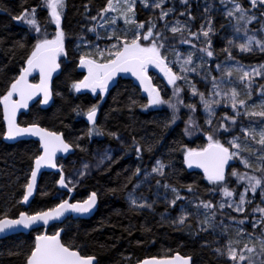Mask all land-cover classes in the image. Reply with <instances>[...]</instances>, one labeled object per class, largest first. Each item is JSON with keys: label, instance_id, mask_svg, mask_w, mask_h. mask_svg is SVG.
Returning a JSON list of instances; mask_svg holds the SVG:
<instances>
[{"label": "trees", "instance_id": "1", "mask_svg": "<svg viewBox=\"0 0 264 264\" xmlns=\"http://www.w3.org/2000/svg\"><path fill=\"white\" fill-rule=\"evenodd\" d=\"M210 1L212 5L207 7V12L192 1H189V5L175 2L166 4L165 7H174L172 20L188 24L192 32H198L201 25H205L211 18L215 29V34L211 36L214 57H206V61L214 70L216 64L222 65L228 58L223 49L229 48L225 36L229 20L224 14V5H221L219 0ZM238 2L250 9V14L263 17L262 9H251L249 0ZM106 4L107 0H67L61 27L66 33L65 48L68 56H62L59 60L60 72L53 84V103L49 108H43L38 103L31 108L28 115L19 119L20 126L35 124L53 132L63 133L65 140L73 144V155L59 162L66 181L70 179L74 182L73 202H82L93 192L98 196L99 206L94 217L89 220L68 219L63 225L51 227L48 233L51 235L62 228V241L75 245L82 255L96 256L98 264H138L148 258H167L175 254L191 256L192 264H230L225 257L217 255L214 251L221 243L217 231H200L199 220L204 218L205 210L201 208L197 214L193 206L200 200H211L213 204L218 205L225 198L218 186L209 183L202 174L189 172L184 162L186 149L199 150L207 146V133L210 131L200 106L190 99V91L184 87L182 95L185 103L196 104L194 131L190 130L189 118L186 116V113L190 112L189 109L181 107V115L171 124L173 110L167 106L159 109L148 107L145 110L147 100L131 81L119 80L104 99L77 93L72 88L73 83L85 77L84 69L78 66L80 55L93 50L94 47L103 50L113 43L104 38L109 34L105 28L99 27L102 21L99 14ZM26 8H37L42 34L52 38L57 31L55 24L50 22L48 10L41 6V0H0V96L6 93L10 82L20 75L36 43V33L22 21L13 19ZM181 12H185V15H180ZM156 15L158 13L152 14L142 7H137V20L145 22V28L148 27L149 18L154 19ZM167 20L172 22L171 19ZM163 24V21H157L158 29L163 28ZM93 27H96V33L89 31ZM131 27L134 29V26ZM115 28L117 32L124 29L122 23H118ZM97 33L100 39H97ZM127 34L131 38L132 33ZM165 35L168 37L166 48L181 45V49H184L187 48L184 46L189 45L181 44L179 37L173 36L167 30ZM202 40L201 37L200 42L193 43L201 47ZM18 42L23 43L24 47H20ZM184 50L188 53L191 51L189 48ZM196 51L194 52L197 54ZM234 56L242 65L252 66L264 62L262 53ZM261 84H264V81L259 82L257 91ZM257 91H253L251 102L259 101ZM94 104L99 105L101 110L97 126L103 135L88 137L86 133L91 127L87 126L83 112ZM78 111L81 114L78 115ZM225 113L231 115L228 110L223 109L218 112L214 121H218ZM166 124L169 126L166 127ZM241 124L248 126L249 121L241 117L233 132L244 139L243 133L239 131ZM215 126L214 122L213 129ZM109 133H115L119 139ZM226 134L233 136L232 132L215 133L224 144ZM4 135L0 104V217L6 214L9 218H17L21 212L35 214L48 211L66 200L69 194L59 187L60 175L44 174L33 203L29 209H24L21 202L25 193L24 185L30 179L35 157L40 155L39 145L32 141L7 144L3 141ZM133 137L141 145H151L152 150H145L138 156L133 147ZM120 140H123L121 146ZM109 147L116 150L115 154L111 160L99 166L95 158L96 152ZM157 160L168 165L164 177L151 172ZM82 163L89 165L88 175L83 178L73 176V170ZM234 166L237 171L243 172L236 164ZM137 168L140 169L139 175L136 174ZM157 180L160 181L159 186ZM235 182V177L227 180L230 190L235 186ZM164 184L170 187L165 191H158L159 188L165 189ZM186 185H192L193 192H188ZM171 187L177 188L180 195L187 198L177 201L174 208L165 199L172 198ZM130 193L143 198L153 207L134 208L129 202ZM182 205L190 214L184 226L174 223L181 215ZM251 207L248 206L246 213L240 217L247 218L248 222L241 225L246 231L250 229ZM232 216L235 215L226 211L218 213L213 224L223 228L231 221ZM38 234H42V230L33 231L28 235L12 236L0 242V264H25L26 256ZM10 251L20 254L10 255Z\"/></svg>", "mask_w": 264, "mask_h": 264}, {"label": "snow or ice", "instance_id": "2", "mask_svg": "<svg viewBox=\"0 0 264 264\" xmlns=\"http://www.w3.org/2000/svg\"><path fill=\"white\" fill-rule=\"evenodd\" d=\"M168 0H107L106 7L100 11V18L103 19L108 13H113L108 17L107 21L101 23L99 27L105 28L109 34L105 39L113 41L110 47L103 50L99 47H94L93 50L83 52L79 58V67L87 69V76L83 80L72 84V88L77 93L83 89L90 90L93 94L99 90L103 94H107L109 84L120 73H131L139 80L144 91L148 94V104L144 106L145 110L151 106H159L167 104L173 110V116L170 123L174 124L178 118V113L181 107H185L190 112L195 113V103H185L182 93L184 87L187 86L192 96L199 97V103L203 105L204 111L207 114L205 123L208 125L209 132L207 133V146L202 149H186L184 162L188 168L203 169L205 178L209 183L218 186V190L222 193L223 199L218 205L213 204L211 200H200L193 204L200 213V209H204L203 219L199 220L201 225L200 231L207 232L215 230L213 221L216 220L218 213H223L225 208L232 209L234 212L243 214L246 212V204L251 201L247 198L251 192L253 197L260 191L264 197V84H261L258 89L260 99L258 102L249 103L253 97V86L255 78L264 77V65L258 67L247 68L239 61H236L234 66L222 67L216 64L215 70L221 73L220 78L211 75L212 68L207 64L205 57L213 58L214 50L212 49L211 36L215 34L212 20L209 18L205 25H201L198 32H192L191 28L186 23H181L179 20L169 22L167 18L173 14L174 7L165 8ZM183 5H189V0H179ZM140 4L144 9L153 11L159 10L155 18H149L147 21L148 27L145 28V22L137 20V4ZM221 5H224V14L230 21L234 20L233 28L236 33L243 32L245 42L234 43L229 40V48L223 49L227 53L228 59L232 57L231 47H236L241 53H252L254 50L264 52V39H257L253 35L248 34V25L252 24L257 16L250 14V9L242 6L238 0H219ZM251 9L257 7L264 9V0H249ZM231 7H228V5ZM41 6L48 10L51 17V23L56 26V33L52 38H48L46 34H42L40 21L37 17V8H26L13 19L22 21L31 30L36 33V43L33 46L30 55L26 59V67H23L20 75L10 82L6 93L0 96V104L3 105L4 119L7 121L6 139L14 140L17 137L31 135L38 136L43 154L35 157L34 170L30 173V180L24 185L25 193L22 197V203L27 204L29 198L33 195L36 188L37 175L42 167L57 168L55 162L58 152L68 153L72 150L73 144L65 141L63 133H56L41 128L38 125L30 127H20L17 123V114L21 109H27L30 101L37 96H42L43 104H48L52 99L51 80L52 75L60 68V57H67L68 51L65 48L66 33L61 27L64 12L67 7V0H41ZM208 11V8H205ZM180 15H185L181 12ZM264 16V11L261 12ZM97 19V17H93ZM194 19V17H189ZM118 20H123L124 25L134 26L133 35L128 36V28L117 32L116 28L108 29L107 25H116ZM157 21H164L163 28L158 29ZM165 30L172 33L173 36L179 37L181 44H190L192 48H197V44L193 41H201L203 38V46L197 50L204 55L198 57L199 63L194 62L195 53L191 52L183 60L178 57L171 63L179 65L178 72L173 71L170 66L167 56L162 54L165 48V42L168 37L165 35ZM89 31L96 33V27L90 28ZM97 33V39H100ZM83 40V37H81ZM147 42V43H144ZM19 43L20 47H24L23 43ZM80 47V45H78ZM149 66L159 68L167 78V82L172 86V98L165 100L160 93V90L152 85L151 78L148 76ZM207 68V71L202 76V79L210 80L211 94L206 97L204 92L197 89L195 83L189 79L188 73L200 74V70ZM39 73V83H30L29 77L34 73ZM184 81V85H180L178 81ZM175 101V102H173ZM135 103V101H133ZM223 103L224 107H229L232 115L225 113L218 121H214L216 116V108ZM99 105L94 104L83 112L87 121L91 124L86 135H103L97 126V114ZM81 114L80 111L77 113ZM249 121L248 126L241 124L239 131L243 133L244 140L235 135L233 129L237 127V121L241 118ZM216 127L213 129V124ZM188 124L195 127V121L189 117ZM258 125V126H257ZM169 126L166 124V127ZM232 132V139L228 141L227 146L220 141L215 135L218 132ZM188 132V129H185ZM119 139L115 133H109ZM79 139V138H78ZM249 141L251 143H249ZM258 147H253L252 145ZM80 147L79 145H75ZM133 147L136 153L141 154L143 151H151V145H141L133 137ZM83 150V149H81ZM247 153L248 155H244ZM249 157H254V161ZM105 158L111 160V155L106 154ZM238 160L249 171H237L235 166L229 170V162ZM103 163V160H101ZM168 165L157 160L156 166L151 172L159 177L166 175L165 168ZM89 165L84 164L79 176L88 175ZM60 177L58 180L62 188L68 189L69 192L74 190V182L65 179L63 169L60 168ZM140 169H136V174L139 175ZM255 173H260L256 175ZM151 173H149L150 175ZM235 177L238 183L245 185L242 192L238 195L235 190H230L227 180ZM157 185L160 181L157 180ZM71 185V186H70ZM139 187V185H137ZM163 187L168 189L170 186L164 184ZM188 192H193L192 185H186ZM173 194L170 200L165 197L167 203L171 207H176L177 201L186 200L187 198L180 195L177 188L171 187ZM129 202L134 208L151 209L153 205L148 203L143 198H137L134 193L129 194ZM189 203H192L189 201ZM97 205V194L93 192L83 202L70 203L64 200L58 206L51 208L48 211H39L35 214L21 212L18 218H9L6 214L0 217V236H6L9 232L16 229H31L33 225L43 224L48 225L50 221L60 220L66 213L88 214ZM254 213H259V217L251 222L253 230L259 228L260 234L245 233L242 228L237 229L238 235H247V243L242 247H234L239 244V241L228 239L226 244L218 246L214 249L217 255L225 257L230 264H264V207H255L252 210ZM189 213L181 206V215L174 221L175 224L184 226L189 219ZM247 218L236 221L239 225L246 224ZM222 224L223 221H220ZM189 228L191 225H187ZM54 227H58L54 225ZM59 231L49 235L38 234L35 236L34 245L28 252L25 264H98L97 257L94 255H82L79 248L75 245L65 243L61 240ZM221 235L227 236V230H222ZM218 243V242H217ZM10 255H19V252L10 251ZM192 257H184L179 254L171 259L167 258H152L145 259L142 264H191Z\"/></svg>", "mask_w": 264, "mask_h": 264}, {"label": "rangeland", "instance_id": "3", "mask_svg": "<svg viewBox=\"0 0 264 264\" xmlns=\"http://www.w3.org/2000/svg\"><path fill=\"white\" fill-rule=\"evenodd\" d=\"M189 1H192V2H195L198 4V6L200 8H206L208 7L209 5H212V2L210 0H189ZM179 3L181 5V3L179 2V0H168V2L166 4H170V3ZM165 4V6H166ZM214 4V3H213ZM137 7H142L139 3L137 4ZM214 7V6H212ZM143 8V7H142ZM166 8V7H165ZM144 9V8H143ZM146 11L150 12V13H159V10H151V9H145ZM262 11H264V9H262ZM111 15H114L113 13H108L103 19L102 21L100 22L101 23H104L107 21L108 17L111 16ZM257 16V19L252 23V24H249L247 27H248V34L249 35H253L255 36L257 39H264V16L263 17H258ZM174 17V12L173 14H171L167 19H171L172 22L176 21V20H172ZM229 20V19H228ZM164 22V21H163ZM118 23H122L123 24V27L124 29L125 28H128V32L132 33L133 35V28L130 27V26H126L124 25L123 23V20H118L117 21V24ZM234 20L233 21H230L229 20V26L226 28V32H225V36L227 38V44H228V41L229 40H233L234 43H242V42H245V37L243 35V32L241 33H236L234 31V28H233V24H234ZM116 25H111V24H108L107 27L111 30L112 28H115ZM132 28V29H131ZM144 43H147V42H144ZM202 44V42H201ZM229 45V44H228ZM184 47H187L189 49H191V52H194L196 51L199 47L197 48H192L191 45H186ZM187 48H184V49H187ZM184 49H181V45H178V46H174V47H171V48H164L162 50V54L166 55L167 56V59H168V62L170 64V66L172 67L173 71L175 72H178L179 70V65L177 64H173L171 63L174 59H176L177 57L181 60H183L184 58H186L188 56V51L184 50ZM230 51L232 52V57L234 59H228L221 65L222 67H229V66H234L236 61H238L236 58H235V54L236 55H242V54H245V53H241L239 51L238 48L236 47H231L230 48ZM197 54L195 53V56H194V62L195 63H199V60L197 59L198 57L204 55L203 53H200L198 50L196 51ZM253 52H256V53H262L264 54V52H260L258 49L257 50H254ZM206 59V57H205ZM208 64V62H207ZM260 65H264V62L263 63H260V64H255V65H252V66H248V65H244L247 68H251V67H258ZM84 71H85V76H87V69L83 68ZM207 71V68L203 69V70H200V74L198 75L197 73H188V76H189V79H191L193 81V83H195L197 89L201 92H204L206 97H210V94H211V82L210 80H206V79H202V76L204 75V73ZM148 74L154 79V76L151 75V73L148 71ZM211 75L213 76H216L217 79L220 78V75L221 73L219 71H216L215 69L212 70L211 72ZM261 81H264V77H257L255 78V83H254V86H253V91H257V88H258V85H259V82ZM178 84L180 85H184V81H178L177 82ZM157 88L160 90V93H161V96L166 100V99H170L172 98V86L168 84L167 82V78H165L162 82L159 83V85L157 86ZM186 89L187 86H185ZM79 93H82V94H90L93 98H96V97H101V99H104L106 97L107 94H103L101 92H96L95 94H93L90 90L88 89H83L81 92ZM258 93V91H257ZM190 99H192L193 101H195L199 106H200V110H201V114L202 116L204 117V119H206V116L207 114L205 113L204 111V108H203V105L199 103V97L198 96H192L191 93H190ZM147 100V103H148V99ZM175 102V101H173ZM255 102V101H254ZM258 102V101H256ZM249 103H253L251 101H249ZM167 104L165 105H159V106H151L149 107L150 109H159L161 107H166ZM168 107V106H167ZM228 110L231 115L233 114L231 109L229 107H224L223 103L216 108V116L218 114L219 111L221 110ZM182 108H180V111L179 113L177 114L178 116L181 115V111ZM184 111V110H183ZM196 113H192V112H187L186 113V116L191 117L193 120L194 117H195ZM216 116L214 119H216ZM178 119V118H177ZM216 121V120H215ZM258 126V125H257ZM216 127V126H215ZM214 127V128H215ZM189 128L190 130L194 131L195 127L193 126H190L189 125ZM195 136V135H194ZM232 139V136L230 134H226L225 136V139H224V142H225V146H227L228 144V141ZM242 141L244 139H241ZM123 143V140H120V146L121 144ZM249 143H251L249 141ZM254 146V145H253ZM255 147V146H254ZM116 150H114L113 148H106V150L104 151H97L96 154H95V158L96 160L98 161L99 163V166H103L106 162H108L109 160L105 158V155L108 154V155H111V157L115 154ZM244 155H248L247 153H244ZM250 160H253L254 161V157H249ZM101 160H103V163H101ZM235 163L236 165L242 170V171H249V173L251 174V170L249 169H244L243 165L238 161V160H235ZM85 163H82V164H79L76 166V168L73 170V176L75 177H80L79 176V173L80 171L82 170L83 166H84ZM237 170V169H236ZM256 175H260V173H255ZM65 177V176H64ZM236 179V178H235ZM70 180V179H69ZM235 186L231 189V190H237L236 193L237 195L243 191L245 185L242 184V183H238L237 181L235 182L234 184ZM165 191L166 189H158V191ZM164 193V192H162ZM165 195V193H164ZM137 198H140V197H137ZM251 203L250 204H246L245 207L246 209L248 208V206H252L251 208V212L252 213V216H251V220H250V229L248 231H246L245 229V233H252L253 231L255 232L256 235H259L260 234V229L257 228L255 230L252 229L251 227V222L255 219H257L259 217V213H254L252 210L259 206V207H264V197L261 196V193L259 190H257V193L255 194V196L253 197L252 193L249 192L248 193V197H247ZM224 211L228 212L229 214H232V215H235V216H232L231 218V221L229 223H226L225 227L223 228H218L214 225L215 227V230L217 231V234L219 236V239L221 243L218 244V246H223L226 244L227 240L228 239H231L233 241H239L240 243L239 244H235L234 243V247H242L244 243H247L248 240H247V235H238L237 234V229L238 228H242L241 225H239L238 223H236V221H239L240 220V217H242L245 213L243 214H240V213H237V212H234L232 209H229V208H225ZM247 211V210H246ZM243 229V228H242ZM222 230H227V233L228 235L227 236H224V235H221V232Z\"/></svg>", "mask_w": 264, "mask_h": 264}, {"label": "water", "instance_id": "4", "mask_svg": "<svg viewBox=\"0 0 264 264\" xmlns=\"http://www.w3.org/2000/svg\"><path fill=\"white\" fill-rule=\"evenodd\" d=\"M11 1H15V0H11ZM148 69L152 73H154L155 75H157V77L159 79L166 78L165 75H164V73L159 68H156L155 66H149ZM59 72H60V68L55 73H53V75H52V80H51L52 99L49 101L48 104H43L42 102H39L42 105V107H44V108H49L52 105V103H53V84H54V81H55L56 77L58 76ZM28 79H29V82L30 83H33L32 81L34 79H37V82L36 83H39V73L38 72H34ZM119 80H128V81H131L133 83V85L136 88L139 89V91L141 92L142 97L145 98V99H148V94L144 91L143 86L140 84L139 80H137L136 77L133 76L131 73H120L119 75H117L116 78L109 84L108 91L112 90L116 86V84H117V82ZM151 82H152V85L155 86L152 78H151ZM97 92H100V91L97 90ZM38 101H42V96L35 97L32 101H30L29 107L27 109H21L20 110V112L17 114V123H19V119L21 118V116L28 115L29 114L31 108L33 106H35L36 104H38ZM1 110H2V114H3V124H4V129H5V135H4L3 141L5 143H7V144H16V143H19V142H22V141H32V142H35V143H37L39 145L40 155L43 154V149L41 147V143H40V140H39V137L38 136L25 135V136L17 137L14 140H9V139H6L5 138L6 137V133H7V121H5V119H4V112H3V105L2 104H1ZM100 114H101V110H99L98 111V114H97V124H98V121H99V118H100ZM85 121H86L87 126L91 127V124L87 121L86 118H85ZM30 126H32V125H29V126H20V127H30ZM48 131H50V130H48ZM73 153H74V148H72V150L69 151L68 153L58 152L56 154V158H55V162L57 164V168H48V167H42L41 168L40 172L37 175L36 188H35V191H34L33 195L29 198V202L27 204L22 203V206L24 207L25 210L29 209V207L33 203V201H34V199H35V197L37 195L38 188H39V184H40V181H41L42 176L44 174L60 175L61 173H60V167H59L58 162L60 160H67L71 155H73ZM234 164H235V160L229 162V170L234 166ZM185 165H186V168L188 169L189 172H191V173H199V174H202L204 176L203 169L195 168V167L188 168V166H187L186 163H185ZM32 170H34V164H33ZM59 187H60V189L63 192L69 194V197L66 200H68L70 203H77V202H73L72 201V199L74 197V191L69 192L68 189L62 188L60 185H59ZM98 206H99V201H98V196H97V205L92 210L91 213L83 214L82 215V214H78V213L68 212L60 220L50 221L49 224L46 225V226L43 225V224H37V225H33V228H31V229H23V228H20V229L13 230L12 232H9L6 236H0V242L4 241L5 239L10 238L12 236L21 235V234L28 235L31 232L37 231V230H42L43 231L42 234H44L45 232L48 234V231H49V229L51 227H53L54 225H63L68 219H72V220H89L92 217H94V215L96 214V212L98 210ZM63 234H64V230L60 233L61 240H62ZM175 255H177V254H175ZM174 256L167 257V259H171ZM148 259H152V258H148ZM138 264H142V261L140 263H138ZM191 264H192V261H191Z\"/></svg>", "mask_w": 264, "mask_h": 264}, {"label": "flooded vegetation", "instance_id": "5", "mask_svg": "<svg viewBox=\"0 0 264 264\" xmlns=\"http://www.w3.org/2000/svg\"><path fill=\"white\" fill-rule=\"evenodd\" d=\"M163 80H160L157 76L154 77V84L157 87L159 85L160 82H162Z\"/></svg>", "mask_w": 264, "mask_h": 264}]
</instances>
